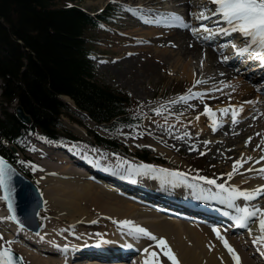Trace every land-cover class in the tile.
<instances>
[{
	"label": "rangeland",
	"instance_id": "1",
	"mask_svg": "<svg viewBox=\"0 0 264 264\" xmlns=\"http://www.w3.org/2000/svg\"><path fill=\"white\" fill-rule=\"evenodd\" d=\"M187 1L191 3L189 6L186 4ZM78 3L80 4V6H82L83 8L91 12H98L101 9H103L105 6L107 7L111 6L112 8L124 7L123 10L112 15L113 20L108 25V30H109V33L107 35L108 37L105 39L102 45L95 46V53L93 54V59L95 61V65L98 70L97 73L100 79L103 82L112 85L114 88L122 89L129 93H132L134 97H138L140 99L142 98L147 103L150 101L151 98H153V96L160 97L161 92L163 91L169 92L171 96V102L168 103L167 106L169 109H171V110H168L169 113L171 114V112H173L172 109L173 110L182 109V108L184 109L185 107L188 108L189 106H192L194 104L191 97L188 98L187 100H184V101L182 100L180 102L174 101V99L178 98V96H180L183 91H186L189 88L190 83L191 84L193 83L192 85H195L197 84L196 81L200 80L201 83L197 84L196 88L202 87L203 85L208 86V85L213 84L212 82L214 81V78L218 76L217 73H219V71L216 70L214 66H211V63H210L211 61L209 59H207L209 62L208 63L206 60L199 61V59H201L204 56H202L201 58H194V57L192 58L191 57L192 55L190 56L187 54H183L182 55L183 59L180 60V63L177 66L181 68L184 62H191L192 70L195 71V73L198 75L195 82L194 81L188 82L189 78H186L187 80L185 78H182V73L179 71L180 69L178 67H175V59L171 61V59L164 58V56L161 54L160 50L162 49L161 47H165L164 45H160V44L150 45L149 44L150 41L145 40L140 35L141 30H147V28L149 27L150 28L155 27L154 24L157 22H160L161 19L163 18V13H167V18H169L170 16L168 15H170V12L173 11V8L171 7H174L175 11H180L184 16L190 19L189 24L186 26L187 30L189 31L188 33H191L190 31H192L193 27H196L198 30H201L199 28V25L201 23H198L195 19L200 17L198 14L200 13V9L202 7L206 10V12L212 11L208 15V18H205V17L202 18V19H205L203 20L202 23L209 25V28L214 26L215 24H218L219 26L226 25V22L223 21L222 19V15L219 13H215V4L212 3V0H152L151 3H146L144 0H81ZM138 5H140L139 8L141 10L147 9V11L135 10L134 7ZM169 10L170 12H168ZM187 10L188 12L186 13ZM217 16H220L221 18H218L217 20L211 19ZM209 20H210V24H208ZM200 37H202L200 34L195 35L196 40L201 41L205 45H212V44L203 42ZM145 45H148L151 47L147 46V48L142 50V48H144L143 46ZM215 46H218V44H216ZM173 47L175 48L176 44L173 43L172 41L170 44V47L166 46L165 48L174 49ZM175 50H178V49H175ZM175 55L177 56L178 54H176L175 52ZM116 58H120V59L116 61L115 60ZM125 59H127L126 62L128 64V68L126 69V67H122L121 69H126V70L124 73H121L119 70L118 63ZM198 69L201 71L200 73H197V71L199 72ZM234 73L237 74L235 71ZM245 82L248 83V85H250L249 82L247 81ZM254 87L255 86L252 85V88ZM195 92H197V89ZM258 93L261 95V97L264 96L262 90H259ZM196 99L198 100V102L195 106V109L204 110V113H205L206 108L212 109L213 107H215V109L214 108L213 109L215 111H218V112H214V118L218 119L217 122H220V121L223 122L224 116L226 117L228 116L227 121H230L229 111L227 113L221 112L219 110L222 108L219 109V107H222V104H223L224 105L223 108L228 107L230 109V107L233 106L232 102L236 104V101L235 100L233 101V97L230 96V97H226L225 99L216 98L215 100H212L210 102H206V101L201 102L199 98H196ZM249 99L253 100V103H250L251 106H253L254 104L256 105H254L255 107L250 108L246 112L245 117L250 116V115H255V118L259 120L257 121L255 126H252V129H249L246 132L248 133V136H246L247 135L246 134L245 137H247L248 139L250 137L254 139L255 142L252 145L248 143V146L244 147L242 145L245 143L246 138L245 137L240 138V142H238L240 144V147H238L239 145L238 144V145H234L236 147L233 146L231 148V149H234L238 147L236 153L234 154L236 156H234V160L232 164H234V162L238 160V158L240 157V153L243 151L257 150L259 153L261 152L260 158L262 157V155H264V116H263L264 115V105L260 102V100L258 101V96H257V93L254 91V89L250 92ZM262 102H264V97L262 98ZM205 103H209V104H205ZM247 105H245L243 109L247 108L248 107ZM148 106L149 105L147 104V107ZM156 109H160V108L158 106H155V111H153V109L149 110V114L145 118L142 126H138L136 128L129 129V130L124 129L120 132V134H122V137H121L122 140H124L126 144L130 146V148H133V150H135L137 147L154 148L155 149L153 153L154 157L151 156V158L153 159L150 162H146L138 158H135L133 156V151L127 147L123 149V152L132 157H124L119 154L117 155L115 153L108 151L107 149L103 147L100 148V147H96V146H92L88 144L86 140L92 141L91 130L94 129V124L91 120L81 117V119L83 120L85 124V125H81L73 121L70 117H64L63 119H64V122L66 123L65 124L66 127L72 132V134H74L75 137L78 138L77 143L83 144L89 150H96L95 154H97V156L101 159H103L104 157H110L119 162H122L124 165L128 167H131L133 164L141 165L144 163H148V164H153V165H157V166L169 168V169L174 168L178 170L180 168L181 169L180 171L185 174L183 177V180H181L180 178H174L171 175H166L164 176V178H166L168 182H172V183L173 182L187 183L188 181H194L197 184L208 186L214 190V186L208 185V182L199 181L198 175L210 176L216 179L215 177L216 174L217 176L218 174H220L218 178L221 179L220 178L221 174H223L224 172L225 175H227V170L230 167L228 168H226L225 166L222 167L221 165L222 162L218 159L219 158L218 154L211 153L212 150L209 147V145H206L204 147L200 146L197 143L200 139L195 140V139L184 137L186 139L180 140V137H182L180 133H178L177 135H173V136L168 135L163 130V127H166L167 123L170 122L172 119H175L178 122H181V121L178 117H174V116L172 117V119L169 118L170 120H166L168 118L163 117V116L170 117V115H168V113L163 111L162 109H160V111H156ZM202 113L203 111H200L196 114H194L193 112L194 116L196 117L197 116L199 117L200 114ZM204 113L202 115H205L206 117L209 116L211 121H214V122L216 121L208 112H206L205 114ZM180 116H183L186 119H189L188 117H190L191 120L196 118L187 109H184L183 113H181ZM192 116H193V119H192ZM73 117L80 120V117L77 114H73ZM254 123L255 121H253L251 125H254ZM208 124L210 126L209 121H208ZM218 124L222 125V123H218ZM236 124L238 125L239 123L236 122ZM172 128L174 130L179 131L178 129H176L175 126H173ZM252 130L254 131L252 132ZM164 132L165 134H163ZM214 138L223 139L224 137H221L220 135L213 136V135H210V133L208 132V135L206 136L205 140L212 141ZM32 154L36 155V153L34 152H32ZM257 156H259L258 153L256 152V154H254L253 152L249 155V157H251L252 159L251 160L248 159V160L254 161L257 159ZM157 158H159L160 160L167 159L169 161H167V163H163V162H159V159ZM22 161L24 162L22 164L26 167V169L35 174L36 179L39 181V185H40L42 192H44L45 190L47 192V189L53 186L52 192L55 194L54 195L55 198L58 199L60 197L65 198V196H70L69 195L70 193H68L69 191H66V190L63 191L61 189V188L65 189L66 186L59 184L60 179H64V178L49 177L47 178V183L42 182L41 171L39 172L33 171L32 164L29 165L28 163H26L27 161H29L27 157L21 160V162ZM243 161H244V166L254 163V162H249L247 164L246 162L247 159H244ZM260 162H261L260 163V168H261V165H264V161L263 162L260 161ZM55 163L59 164V167H57V169L55 170L62 169L64 173L69 174L68 172H66V169L68 168L67 163L61 164L60 161H55ZM226 163L227 162H225V164ZM257 163L258 162H256L255 164ZM245 169L246 168H244L243 171H246ZM232 172H229V173H232ZM157 176H160V175H157ZM235 176L240 177L239 174L235 172L231 176V178H229V176L227 175L222 181H217V182L226 183L227 180L228 181L233 180ZM262 176H264V174H262ZM151 179L153 181H156L155 177H152ZM192 194H196V193H192ZM47 195H49L48 192H47ZM262 195H264V192L261 193V196ZM49 198L50 196H48V199ZM49 204H51L50 199H49ZM48 212L51 213V215H52V212L56 213L54 214L56 218L47 219L51 221L52 225L50 227L53 230H57L61 232L64 229V227H66L70 232H72L69 227L73 226L74 224L77 225V222L76 223L73 222L70 224H67V223L64 224L63 222L65 220H68V222L71 220L68 217H65L64 219L61 218L62 210L60 211V207L58 206L50 207V210ZM3 214H4V211L0 213V215H3ZM138 219L141 220L140 222L144 221L143 218H138ZM94 221H96V219H94ZM88 223H91V222H88ZM107 223H110V222L107 221ZM84 224H87V223L84 222ZM105 224L106 222L102 224H97L100 227L96 229L99 231L101 235L106 234L110 230L109 226H105ZM118 227H119L118 225H115L113 228V231ZM18 228L21 229L22 231V228L20 227ZM88 229L89 228H85L81 230L86 231ZM39 234L42 238H37L35 236L33 238V234L30 235V238H28L29 241H27V243L25 244L27 249L30 250L31 253L38 255L39 257L50 258V259H52L53 257L54 259H57V260L64 259V257L60 253H54L50 251L45 252V250H47L45 248V243L48 240H55V242H58L55 239V235H53L50 232H46L45 224H43V228L40 230ZM80 234L81 233H75L74 236H79ZM93 234L94 233H90V235H93ZM229 234L234 235L232 232H229ZM74 236H71L72 242L76 243V241H74L73 239ZM235 237H238V236H235ZM80 239H82V237L77 238V240H80ZM17 243H15L17 246V249L23 250L20 246H18ZM58 243L62 244L60 242ZM53 244H56V243H53ZM243 247H244V251L246 252H249L250 250H252V245H250L249 247L248 246L247 247L243 246ZM63 252L64 251H62V253ZM18 253H20L23 256V258L24 257L26 258L25 259L26 264H30V262L27 259H29L32 262V260L29 257H26L24 255V250H23V253H21V251H18ZM205 260L206 258H204V261ZM69 264H72V263H69Z\"/></svg>",
	"mask_w": 264,
	"mask_h": 264
},
{
	"label": "bare ground",
	"instance_id": "2",
	"mask_svg": "<svg viewBox=\"0 0 264 264\" xmlns=\"http://www.w3.org/2000/svg\"><path fill=\"white\" fill-rule=\"evenodd\" d=\"M144 1L146 3L152 2V0H144ZM186 4L189 6L191 3L187 1ZM149 28H147V30H141V31L139 29L138 30L141 33L140 34L141 37H143L147 41H150L149 43L150 45L160 44V45H164L165 47L166 46L170 47L172 41L173 43L176 44V47L175 48L173 47L174 49L161 47L162 49L160 50L164 58L167 59L169 58L171 59V61L175 59V67H178L177 65L180 63V60L183 59L182 55L187 54L190 56L192 55L191 56L192 58L193 57L201 58L202 56L206 58L208 57L207 59L211 61L210 62L211 66H214L216 70L219 71V73H217L218 76L214 78L212 85L204 86L200 89H197V91H199L201 95L195 97L199 98L201 102H205V101L210 102L212 100H215L216 98L225 99L226 97L231 96L233 97V101L235 100L236 102H241L240 105L242 106L248 104L247 105L248 107L241 114H238L240 118L250 108L255 107L254 105L256 104H254L253 106L249 104V103H253V100L249 99L250 92L253 90L252 87L245 82L246 80L244 81L245 78L243 76L237 74L236 76L233 70L228 67L223 68L222 64L218 61L219 60L218 50H215V48L213 49L211 47L206 48L201 43L196 41V39H194V36L192 34L188 33L184 29H178L175 27L173 29L171 27L167 28L164 26L161 28H154V27L153 28L151 27L150 29ZM147 46L148 45L143 46L144 48H142V50L147 48ZM175 52L176 54H178L177 56L175 55ZM126 60L127 59L118 63L119 70L121 73H124L125 70L128 68V64ZM191 66H192L191 62H184L182 64V67L181 68L178 67V68L180 69L179 71L182 73V78L185 79L189 78L188 82L190 81L195 82L198 75L195 73V71L192 70ZM122 67H126V69H121ZM257 96H258V101L261 100V96L259 95V93H257ZM205 104H209V103H205ZM213 108L215 109V107ZM213 108L210 109L214 110ZM183 111L184 110H176L171 112V116L178 117L181 122H178L177 120L170 118L172 120L167 123L166 127H163V130L168 135L171 136L180 133L182 137L191 138L195 140L200 139L197 142L200 146L204 147L206 145H209V147L212 150L211 153L218 154L219 156L218 159L222 162L221 163L222 167L223 166H225L226 168L230 167L227 170V174L229 172H232L234 165L232 164L234 160L232 159V154L237 150V148L234 149L231 148L234 145H238L239 144L238 142H240V138H244L246 132L249 129H252L253 125H251V123L255 121L254 117L250 118L248 122L241 123L238 126L235 125V122H232V120H230L229 122L225 121L222 125L216 127L215 130H213V124L216 123V121L215 122L211 121L209 116L208 118L205 115L201 114L199 117H196L195 119H193L192 116L193 120H191L190 117H188L189 119H186L185 117L180 116V114L183 113ZM206 112L207 111H205V113ZM170 119L168 118L166 120H170ZM208 121L210 123V126L208 124ZM173 126H175L176 129H178L179 131L174 130L172 128ZM253 131L254 130H252V132ZM165 132L163 134H165ZM208 132L210 133V135L213 136L220 135L224 137V139L215 140L217 139L215 138L212 141H208V140L206 141L205 138L208 135ZM239 145L238 147H240ZM254 154H256V152H254ZM248 157L249 156H247L246 159H248ZM258 157L259 156H257V158ZM262 157H264V155H262ZM259 160L262 162L264 161L261 159ZM260 161H258L257 164H251L246 167H244L243 164L238 166L235 172H237V174L239 173L241 178L235 176L236 179L232 183H230V185L237 184L241 188H248V189H257L258 186L264 185V176H262L261 174ZM225 162L227 163L225 164ZM41 164L45 167H48L49 169H54V170L57 169V167H59V164L55 162H51L46 159H43ZM67 164H68L67 165L68 168L66 169V172H68L69 175H73L75 178L74 180L66 179V178L60 179L59 184L66 186L65 189L63 188L61 189L63 191L64 190L69 191L68 193H70L69 194L70 196H65V198L60 197L58 199L55 198L54 196L55 194L52 192L53 190V186H52L47 189V192L49 193L47 197L50 196L49 198L51 202L50 207H54V206L60 207V211L62 210L61 213L62 219L68 217L71 220L68 222V224L77 222L76 226L78 225L83 226L86 225L84 224V222L92 225L102 224L106 222L105 226H109L110 228V230L108 229L109 232L107 233H111V232L120 233L123 231L129 232V230L127 226L119 225L117 224L116 221L128 219L134 221L137 224H141L147 227L150 231L155 233L157 237L160 236L165 237L168 241V244L171 245V248L176 253L177 258L180 261V264H236V261L233 258V254L224 245L223 240L219 236H217L213 228L208 227L206 225H202L197 221L192 220V222L191 221L184 222L179 219L172 218L171 217L172 215L161 214L159 213L158 209L154 208L153 205L152 207H149L139 201H133L131 199H128V197L120 195L119 193L122 191L120 190V188H116L115 190L109 189L108 187L104 186L105 183L102 180L98 181L99 184L88 180L84 181L83 180V176H85L84 173H86V175L88 176L90 175V173L86 171H82L83 172L82 173L79 169L74 168L70 163ZM244 168H246L245 169L246 171H243ZM178 170L181 169L179 168ZM132 175L135 176V174ZM219 175L220 174H218V176ZM226 176L227 175H225V173L223 172V175L221 174L220 178L224 179ZM164 193H166L167 195H163V196L158 195L156 197V199L159 200L158 206L160 208L162 206L160 202L165 203V200L168 203V204L166 203L164 204L165 208L171 207V209L182 210V208L185 207L184 204H177L178 202L185 200L180 195L183 192H181L180 190H175V191L166 190ZM148 196L152 198L155 197L154 195H148ZM205 200L206 199L199 200L196 201L195 203L191 202L190 204L196 205V203H199L198 206H192V208L197 211H203L204 215H206L207 211H209V213L213 211V207L205 204ZM262 202H264V200L256 201L254 203L257 204L254 205H259ZM186 206L187 208H190L188 205ZM18 211L19 213H21V210L18 209ZM222 212L224 213V210ZM138 218H143L144 221L140 222L141 220H139ZM94 219H96V221H94ZM104 219L110 223H107V221H105ZM221 220L226 221L225 218ZM43 224H45L46 232H50L53 235H55L56 241L62 243L59 244L58 242H55V240H48L47 241L48 243L47 242L45 243V248L47 249L45 250V252L50 251L54 253H60L62 254L63 257L65 253H68L71 255L72 261H78V262L84 261L83 258H77V260H73L76 256L82 257L83 255L89 252V250L82 248L80 244L72 242L71 236H74L73 234L74 232H70L66 227H64V229L61 232L57 230H53L50 227L52 225L50 220H46ZM115 225H118L119 227L113 231ZM85 228H89V226L80 227L79 230ZM251 229L252 231L248 230V235L245 234L244 235L249 237L250 240H253L254 237L259 234L258 219L256 220V223H252ZM21 232L24 235L28 236L27 238L25 237L26 240L30 238V235L26 234V232H24L23 230ZM221 233L223 236H225L228 239L229 243L232 244L233 247L236 249V251L239 253L240 264H260V263L263 264L264 258L256 257L255 260L253 256L250 255L252 254V252L244 251L243 246L247 247L248 245L251 244L249 240H246L243 236L235 237V236L227 235L223 231H221ZM236 233L239 234V231H237ZM128 236H134V235L130 233L128 234ZM4 237L5 234L3 233L2 238ZM134 237L138 239L139 246L141 242H144L143 247L139 248L140 253L134 254L132 257V258L134 257L137 258L135 260L137 264H145V257L146 255H148L144 251L145 248L149 249V252L155 250L157 253H159V259L163 262V264H173V261H171L166 255H164L165 250L163 249V247L161 245H158L152 238L147 236H141V237L134 236ZM124 238H128V237H124ZM124 238H121L120 242L125 243ZM3 243H4L3 241L0 242V245ZM17 244L24 250V255L26 257H29L32 260L33 264H65V262L69 264L72 262V261H68L65 258H64L65 260L64 259L57 260L54 259L53 257L52 259L39 257L38 255L31 253V251L28 250L22 244L20 243ZM58 245H74L75 247H69L66 249L64 247H58ZM259 245L264 248V244H259ZM9 246L17 248L15 243H10ZM97 248L98 249L96 250L90 251L91 253H93V255L96 256L95 257L96 261L86 263L87 262L86 260L84 264H106V263L124 264L125 259L123 260L114 259L113 261H108V259H104L109 256L104 255V252L101 251H105L109 249L107 246H98ZM131 248L128 247V249ZM62 251L64 252L62 253ZM257 251L259 250H256V252ZM128 253L129 251H124L123 256H127ZM111 257H119V255H117L115 252H112ZM204 258H206L205 261ZM150 259H155V257H150ZM126 264L129 263L127 262Z\"/></svg>",
	"mask_w": 264,
	"mask_h": 264
},
{
	"label": "trees",
	"instance_id": "3",
	"mask_svg": "<svg viewBox=\"0 0 264 264\" xmlns=\"http://www.w3.org/2000/svg\"><path fill=\"white\" fill-rule=\"evenodd\" d=\"M75 0H0V78L3 98L17 99L34 123L55 131L69 95L95 119L130 122L128 93L101 83L88 59L93 29L102 14L92 15ZM67 108V107H66ZM23 125L5 112L0 137L11 138Z\"/></svg>",
	"mask_w": 264,
	"mask_h": 264
},
{
	"label": "snow or ice",
	"instance_id": "4",
	"mask_svg": "<svg viewBox=\"0 0 264 264\" xmlns=\"http://www.w3.org/2000/svg\"><path fill=\"white\" fill-rule=\"evenodd\" d=\"M212 3L215 4V13H219L222 15L223 21L227 23L226 29L217 28L216 31H238L244 37L250 40V43L243 45L242 47L236 46L233 43V48L236 53L247 52L249 50L264 52V0H212ZM176 15V14H174ZM196 15V14H194ZM202 19L204 16L209 15L206 10L202 7L200 9V13L198 14ZM187 26V24H185ZM201 30H206L209 28V25L201 23L199 25ZM192 32L198 34V29L196 27L192 28ZM253 45H255V49H253ZM221 59H227V57H221ZM264 60V56L261 57ZM197 84L201 83L200 80L196 81ZM193 93H185L182 94L180 99H187ZM196 96H200L201 93L199 91L194 93ZM243 110V106L233 105L229 109L228 107L222 108L219 111L227 113L231 111L232 120L236 121L238 117V113ZM156 111H160V109H156ZM206 111L210 115H214L213 111L210 108H206ZM218 123H222V121L213 124V130L217 127ZM249 140L251 138L249 137ZM7 143V141H3ZM118 155V154H117ZM249 160L252 158L249 157ZM264 160V157L260 158ZM22 163H24L22 161ZM29 165H31L32 161H27ZM244 163L243 160H237L233 165V172L227 174L229 178L235 173L238 166ZM42 166L36 164L33 168L35 171ZM108 171H113L112 168H107ZM129 179H134V176L131 174L133 172H143L144 174H148L151 172L152 175H160L163 179L166 175H171L174 178H180L183 180L184 173L177 169H169L160 167L153 164L144 163L141 165H132L129 169ZM15 172V169L11 168V165H7V161L3 156H0V188H3V198L8 201L9 209H12L11 215L7 217L8 219L14 220L17 223L20 222L19 217L17 216L15 209L13 207L11 194H12V185L11 174ZM119 174V173H117ZM261 174H264V165H261ZM223 175V174H222ZM199 181H206L208 185L214 186V190L208 186H204L201 184H197L193 182L191 187L193 189H197L201 194V198L208 199L211 197L216 200H223L225 203L231 204L235 209V213H230L233 216L234 221L238 225H248L252 223L254 220L258 219L259 224V234L256 235L253 239V243L264 244V207H260L259 205H253L249 203H237L238 197H244L246 200H252L254 197L259 196L262 192H264V185L258 186L257 189H248L241 188L237 184H227L224 182H217V180L210 176H202L198 175ZM207 193V195H204ZM5 217H0V219H4ZM117 224L124 225L128 227L129 232L137 237L147 236L152 238L158 245L163 247L164 255H166L173 264H180L179 259L177 258L176 253L171 248V245L168 244V241L165 237L160 236L157 237L155 233L150 231L147 227L137 224L132 220L123 219L118 220ZM217 236H219L224 245L228 248V250L233 254V258L236 261V264H240V256L236 249L232 244L229 243L228 239L222 235L221 230L218 226H212ZM123 231V229H122ZM249 231H252L249 228ZM75 235V233H73ZM3 237V233H0V238ZM110 241L106 240L103 236L94 240L96 245H101L104 243H109ZM11 241H7L4 246L0 247V264H16V259L14 253L9 246ZM58 247H75L74 245H58ZM144 251L148 254L145 257V264H163V262L159 259V253L155 250L149 252V249L145 248ZM150 257H155V259H150ZM21 259H23L21 257ZM67 264V262H65Z\"/></svg>",
	"mask_w": 264,
	"mask_h": 264
},
{
	"label": "water",
	"instance_id": "5",
	"mask_svg": "<svg viewBox=\"0 0 264 264\" xmlns=\"http://www.w3.org/2000/svg\"><path fill=\"white\" fill-rule=\"evenodd\" d=\"M17 112H18V115L20 116V118L22 120H24V121L30 120V116L23 113V107L21 105H19L17 107ZM21 179H22L23 183L21 182ZM10 183H11L12 189H13L12 194H11L13 207L15 208V212H16L17 216L19 217V220H21L20 216H19V212H17L16 210L19 209L21 211H26L27 207L29 206V205H26L29 194L28 193L25 194L24 190L28 189L29 191H32L34 193V195H36V191H35L34 187L32 186V184L17 172H14L11 174ZM28 204H29V202H28ZM40 204L41 203L38 200V202L36 204V210ZM33 209L35 210L34 207H33ZM25 223H27V222L25 221ZM34 225H36V223Z\"/></svg>",
	"mask_w": 264,
	"mask_h": 264
}]
</instances>
